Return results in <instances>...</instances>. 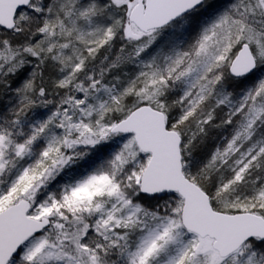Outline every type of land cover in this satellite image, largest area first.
Returning <instances> with one entry per match:
<instances>
[{
    "label": "snow or ice",
    "instance_id": "snow-or-ice-1",
    "mask_svg": "<svg viewBox=\"0 0 264 264\" xmlns=\"http://www.w3.org/2000/svg\"><path fill=\"white\" fill-rule=\"evenodd\" d=\"M0 264H264V0H0Z\"/></svg>",
    "mask_w": 264,
    "mask_h": 264
}]
</instances>
